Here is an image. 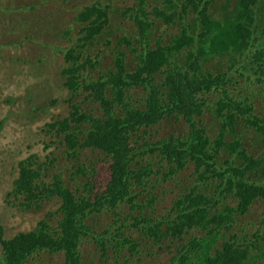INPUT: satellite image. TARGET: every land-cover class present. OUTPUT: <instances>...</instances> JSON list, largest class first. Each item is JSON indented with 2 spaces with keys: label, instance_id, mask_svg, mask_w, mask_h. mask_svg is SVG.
Masks as SVG:
<instances>
[{
  "label": "trees",
  "instance_id": "obj_1",
  "mask_svg": "<svg viewBox=\"0 0 264 264\" xmlns=\"http://www.w3.org/2000/svg\"><path fill=\"white\" fill-rule=\"evenodd\" d=\"M110 8L96 2L78 14L84 36L79 45L64 51L70 66L62 70L71 110L47 126L71 159L79 160L82 148L101 153L110 181L103 192L95 193L96 165L78 164L72 181L77 183L79 175L87 181L73 190L62 173L51 174L50 165L37 155L19 162L18 177L7 194L10 204L27 212L40 210L43 199L52 196L60 197L62 203L58 212H48L32 230L10 239L0 232V264H32L42 253L62 254L64 264H84L83 241L98 236L87 220L102 212L117 217L115 222L122 227V213L128 208L134 215L129 225L155 233L158 224L152 226L153 219L143 211L156 202L149 188L154 183L150 174L158 172L170 181L190 166L198 179L180 192L171 215L164 219L179 238L183 230L210 222H222L230 231L235 214L245 216L253 201H264V153L252 152L264 146V103L255 104L247 94L230 90L231 85L238 86V79L229 69L231 62L254 65L242 68L259 71L257 80L264 91V26L260 25L264 0H137L126 11L135 22L134 33L124 34L118 44L131 51L133 63L119 49L114 65L93 80L88 65L93 68L98 63L93 64L92 53L80 46L86 45L84 41H90L87 46L93 44L103 35ZM254 44L259 46L252 53ZM244 82L251 84V78ZM137 90L143 94L140 100ZM84 94L90 107L99 106L98 114L82 108L78 97ZM206 115L215 119V137L203 121ZM165 121H184L188 128L176 137L150 140L151 130ZM160 157L162 165L155 162ZM143 161L148 163L142 165ZM107 231L118 242L120 229ZM256 235L255 242L247 234L249 241L238 245L231 234L232 242L225 241L221 250L203 262L200 257L198 264H264V230ZM99 246L108 251L106 244ZM124 246L136 251L139 243L126 239ZM185 250L174 255L171 264H193Z\"/></svg>",
  "mask_w": 264,
  "mask_h": 264
},
{
  "label": "rangeland",
  "instance_id": "obj_2",
  "mask_svg": "<svg viewBox=\"0 0 264 264\" xmlns=\"http://www.w3.org/2000/svg\"><path fill=\"white\" fill-rule=\"evenodd\" d=\"M137 0H0V232L7 239L14 237L22 231H29L37 226L40 220L47 217L48 212H58L62 200L58 196L43 199L40 210L19 211L7 201V194L13 188L18 177L19 162L37 155L41 162L50 165V173H62L65 181L75 189L87 180L79 175L78 182L72 181L71 175L76 172L78 164L96 165L97 173L94 175L95 193L103 192L110 181V169L103 160V155L91 148H82L79 151V160L67 156L60 144V139L47 130V126L55 119H63L70 113L68 97L70 92L65 88V78L62 70L67 65L64 51L79 45L81 25L78 23V14L91 7L96 2L102 6L110 5V22L103 35L98 36L93 44L81 45L80 49L92 53V63L97 64L92 71L93 80L100 71H105L114 65L118 57V50L126 51V59L133 63V55L126 45L118 46L119 39L124 34L134 33L135 22L127 16V9ZM150 10V9H149ZM152 17V15H150ZM264 20V12H262ZM260 25L264 23L260 21ZM164 26L160 28L162 31ZM83 39V37H82ZM258 40H263L259 38ZM89 51L87 50V48ZM259 44H254L252 53ZM95 57V58H94ZM96 59V60H95ZM83 58L81 61H84ZM97 62V63H96ZM228 64H224L227 68ZM251 69L254 65L241 63L229 66L230 75L238 79V86L231 85L230 90L238 91L241 96L247 94L249 100L255 104L264 103V94L258 84L259 71ZM251 78V84L244 79ZM241 90V91H240ZM140 100L143 94L135 91ZM82 101L84 110L92 109L99 113V106L91 107L85 99V94L78 97ZM95 103V102H94ZM204 123L207 124L213 137L217 133L215 119L206 115ZM2 122V123H1ZM188 126L183 121L160 123L151 130L150 140L169 139L172 135L185 132ZM215 132V134H214ZM256 155L264 153V146L253 148ZM55 158L53 163L50 159ZM50 158V159H49ZM161 157L155 162L162 165ZM148 161L141 162L146 165ZM139 169L140 166H133ZM159 171L157 164L153 167ZM78 173H76L77 175ZM154 180L149 188V194L156 196L153 207L143 211L144 216L152 218L151 225L158 224L155 233L145 230H136L129 225L134 215L126 208L122 213V223H116L117 217L102 212L100 216L91 217L98 233L95 239L86 238L81 246V256L84 264H171L173 256L185 248L193 264H198L206 257H213L217 250H221L225 241H231L230 235H236V244L244 245L249 238L255 237L264 228L261 227L264 218V201H253L251 210L245 215L235 214V224L232 230L227 231L223 223H204V227L194 226L191 230H183L180 238L174 236L164 219L171 215V206L180 192L187 185L198 181L194 169L187 167L177 177L170 181L164 180L162 173L150 174ZM50 178L46 180L49 182ZM209 194H212L209 193ZM239 200V199H238ZM118 211V210H117ZM225 211V210H224ZM52 220L56 224L55 217ZM120 229L118 242L107 232L115 233ZM155 227L153 228V230ZM152 230V232H153ZM104 232V234H102ZM100 238V241L97 239ZM134 239L139 243L138 249H127L125 240ZM195 240V241H194ZM107 245L108 251L103 252L99 243ZM2 248L0 243V258ZM173 258V260H172ZM251 259H253L251 257ZM1 261V259H0ZM32 264H64L63 255L40 254ZM202 264V263H201Z\"/></svg>",
  "mask_w": 264,
  "mask_h": 264
},
{
  "label": "clouds",
  "instance_id": "obj_3",
  "mask_svg": "<svg viewBox=\"0 0 264 264\" xmlns=\"http://www.w3.org/2000/svg\"><path fill=\"white\" fill-rule=\"evenodd\" d=\"M261 92H263V91H261ZM263 94H264V92H263ZM211 192H212V189H211ZM36 227V226H35ZM85 240V239H84ZM84 242V241H83ZM62 255V254H61Z\"/></svg>",
  "mask_w": 264,
  "mask_h": 264
}]
</instances>
